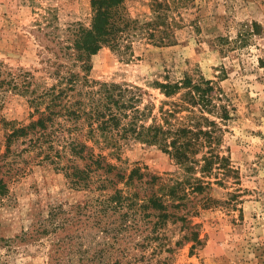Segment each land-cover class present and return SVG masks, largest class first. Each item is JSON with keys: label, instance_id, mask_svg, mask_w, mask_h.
I'll list each match as a JSON object with an SVG mask.
<instances>
[{"label": "rangeland", "instance_id": "374dc122", "mask_svg": "<svg viewBox=\"0 0 264 264\" xmlns=\"http://www.w3.org/2000/svg\"><path fill=\"white\" fill-rule=\"evenodd\" d=\"M155 1L121 0L137 28L78 59L73 34L90 24L91 0H0V264H264V0H157L165 3L168 43L139 27L153 18ZM69 73L78 74L70 91ZM183 75L210 80L213 101L228 110L224 119L220 108L206 113L217 122L214 151L228 170L192 172L210 187L188 194L185 229L138 212L122 222L121 210L103 207L113 189L102 171L90 164L86 186L79 178L90 161L70 154L69 133L87 145L84 153L106 155L124 174L139 167L143 181L158 177L154 187L190 172L137 139L106 146L63 107L87 108L86 91L100 82L133 86L140 107L151 110L149 123L179 96L166 97L160 84ZM49 93H60L57 114L45 109ZM39 117L43 134L8 137ZM134 183L142 195L145 183Z\"/></svg>", "mask_w": 264, "mask_h": 264}, {"label": "trees", "instance_id": "16d2710c", "mask_svg": "<svg viewBox=\"0 0 264 264\" xmlns=\"http://www.w3.org/2000/svg\"><path fill=\"white\" fill-rule=\"evenodd\" d=\"M91 1L93 14L90 24L88 27L79 26L73 34V49L76 50L78 59L95 53L102 45L111 47L117 45L118 40L122 36H127L126 33L129 30L137 28L136 21L126 17L120 9L121 0ZM163 5H165L164 1L156 0L153 18L139 26L143 28L151 41L157 43L171 41L170 31L165 25L166 17L161 12ZM77 77V73H69V91L76 88ZM13 80L11 78L9 82ZM2 83L3 81H0V85ZM160 87L166 97L177 93L179 96L167 102V107L160 106L158 115H152L149 123H145V118L151 114V110L146 106L140 107L138 88L133 86L129 88L115 83L100 82L97 88L86 91L87 108L85 107L82 111L73 109L70 105L63 108L66 110L65 115H69V121L76 122L83 116L87 125L86 134L88 133L89 137L98 135L106 146L109 143L111 146H117L120 138H133L161 148L184 171L190 172L187 179L174 180L171 183L160 182L157 187H154L158 177L150 175L143 181L144 172L140 171L139 167H134L124 174L123 170L110 162L106 155L100 152L93 153V150H89L87 154L84 153V149L88 148L87 145L78 141V138L71 136L70 133L67 145H69L70 154L90 161L85 166L87 169H84L83 177L80 176V172H77L79 178L84 180L85 186L91 170L88 168L90 164H94L92 171H102L101 181L107 182L113 189L102 200L103 207L121 210L119 214L122 222H127L128 218L135 217L138 212L142 218L155 216V224H164L170 219L174 222L181 221L180 228L185 229L186 221H188L186 212L180 213V210L185 209L190 202L187 198L188 194L210 187L208 181L202 184V181L191 175L192 172L199 169V171L210 173L213 168L228 170L222 163L226 157L214 151L217 122L206 115L220 108L218 116L224 119L228 115V110L225 106L218 107L213 101L215 89L211 81L203 77L192 79L188 75H183L179 80L161 83ZM53 89L54 87L50 88V91ZM49 94L51 98L45 109H50L49 114H57L52 112V108L58 105L54 99L57 100L60 93ZM43 128L45 124L39 117L25 126L14 127L8 137L18 134L24 136L29 131L39 132L41 135L43 133L40 130ZM204 147L207 149L201 157H196V154ZM114 178L122 184L121 187H114L116 183ZM135 180L141 184L145 183L142 195H140V189H137L138 184L134 183ZM101 185L106 186L105 183ZM146 190H148L147 194H143ZM193 234L192 231V236ZM188 235L184 233L183 236L187 238ZM195 236L194 234L193 237Z\"/></svg>", "mask_w": 264, "mask_h": 264}]
</instances>
